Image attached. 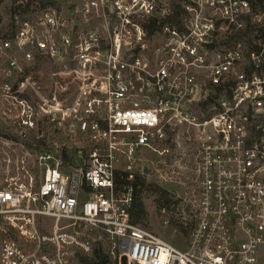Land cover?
<instances>
[{
  "label": "built area",
  "instance_id": "1",
  "mask_svg": "<svg viewBox=\"0 0 264 264\" xmlns=\"http://www.w3.org/2000/svg\"><path fill=\"white\" fill-rule=\"evenodd\" d=\"M10 20L0 264H83L98 246L113 264H264V0H19ZM48 125L82 141L77 165L7 171L6 148ZM185 150L191 192L158 208L177 248L132 207L152 173L176 185L159 167Z\"/></svg>",
  "mask_w": 264,
  "mask_h": 264
},
{
  "label": "rangeland",
  "instance_id": "2",
  "mask_svg": "<svg viewBox=\"0 0 264 264\" xmlns=\"http://www.w3.org/2000/svg\"><path fill=\"white\" fill-rule=\"evenodd\" d=\"M14 1L16 0H0V36L4 35L5 31L10 27L13 8L19 0H17L16 3ZM50 130H48L50 131V135H47L44 146L39 149H37L35 145H33L32 148H28L25 144L28 141H33L35 144L36 141L44 138L43 128L39 134L37 133L38 139L31 138L28 141L22 142L20 146L18 143H15L6 148L7 156H5V160L7 163L5 167L7 171L15 174L18 168L21 176H25L26 178L31 177L34 181H39L42 175L41 169L39 168V157L42 154L48 153L58 158L62 151H66L67 153L72 147L79 149L83 144L82 141H79L76 137L67 135L66 130L57 125L51 127ZM53 131H55V133L52 135ZM194 167L193 158L189 156L186 150L181 151V155L166 159V165L164 166L162 163L159 167V170L163 172V174L166 171L170 172L171 169L175 170L176 173L173 177L176 185L166 184L158 180L152 173L149 179L144 180V190L140 195V200L146 213L140 225L177 248L183 247V238L179 235H173L171 231L161 226L156 203L159 194L154 193L155 187H160L164 191L169 190L173 192L172 201H176L179 195L184 199V194L190 193L194 185ZM184 205L185 204H181L180 207L186 210ZM46 223L49 224V221ZM101 243L105 246L104 241H101Z\"/></svg>",
  "mask_w": 264,
  "mask_h": 264
},
{
  "label": "trees",
  "instance_id": "3",
  "mask_svg": "<svg viewBox=\"0 0 264 264\" xmlns=\"http://www.w3.org/2000/svg\"><path fill=\"white\" fill-rule=\"evenodd\" d=\"M17 1V0H16ZM16 1H14L16 3ZM14 10V8H13ZM44 138L38 140L35 142V144L30 141L26 142V146L28 148H32L33 145L36 146L37 149L41 148L44 146L46 142L47 135H50V126H45L44 128ZM50 130V131H48ZM55 133V131L52 132V135ZM30 142V143H29ZM77 149L73 148L66 153V151H62L59 155L60 160L64 163V165L67 163L68 166H76L77 163L75 161V156L77 154ZM141 185H142V190L138 192L137 197L135 199V202L132 207V215H133V220L135 223L140 224L141 221L145 218L146 213L145 210L143 209V204L140 200V195L142 194V191L144 190L143 187L145 185V181L141 180ZM147 187V186H146ZM158 193L159 197L156 200L157 203V208H160L162 205L166 204L169 200V194L161 189L160 187H155V192ZM83 264H113V262L101 251L100 247H96V249L93 252V256L90 259L83 260Z\"/></svg>",
  "mask_w": 264,
  "mask_h": 264
}]
</instances>
